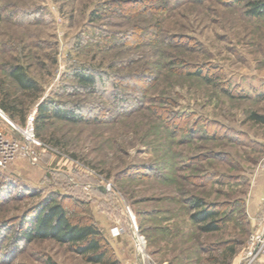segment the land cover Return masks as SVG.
I'll return each instance as SVG.
<instances>
[{
    "label": "rangeland",
    "instance_id": "374dc122",
    "mask_svg": "<svg viewBox=\"0 0 264 264\" xmlns=\"http://www.w3.org/2000/svg\"><path fill=\"white\" fill-rule=\"evenodd\" d=\"M245 11L234 0H0V160L17 146L0 165V264H93L54 239L19 240L50 192L98 223L118 264L136 263L128 207L158 263L242 264L264 227V123L253 118L264 116V20ZM16 66L38 92L18 87ZM77 71L95 85L79 86ZM44 102L83 119L36 120L28 140ZM197 198L223 204L219 230L190 219Z\"/></svg>",
    "mask_w": 264,
    "mask_h": 264
},
{
    "label": "trees",
    "instance_id": "16d2710c",
    "mask_svg": "<svg viewBox=\"0 0 264 264\" xmlns=\"http://www.w3.org/2000/svg\"><path fill=\"white\" fill-rule=\"evenodd\" d=\"M234 3L244 5L246 15L264 20V0H234ZM9 73L22 91L32 93L40 90L37 82L24 72L22 66L13 67ZM75 77L78 85L84 88H92L97 80L94 73L87 71H77ZM36 118L38 122L52 118L71 122H79L83 119L73 110L49 102L39 105ZM253 118L259 123H264L262 115L254 114ZM68 199L71 198L61 196L57 192L48 193L28 217L20 232L19 240L32 243L36 240L54 239L61 244H68L76 254L83 256L90 263L118 264L119 260L114 249L98 223L90 217L74 218L66 205ZM73 200L77 205H81L77 199ZM191 205L194 213L190 214V219L201 231H217L221 228V223L224 221L222 216L225 213L222 209L223 204L206 203L197 198L192 199Z\"/></svg>",
    "mask_w": 264,
    "mask_h": 264
},
{
    "label": "built area",
    "instance_id": "2783aa9c",
    "mask_svg": "<svg viewBox=\"0 0 264 264\" xmlns=\"http://www.w3.org/2000/svg\"><path fill=\"white\" fill-rule=\"evenodd\" d=\"M36 112L35 109L32 114L28 117V124L26 131L21 132L22 134L27 135L26 139H30L33 135V126L34 122L37 120L36 118ZM0 117L5 119V115L3 110L0 109ZM7 120V119H6ZM11 126L14 127V125L11 123ZM24 140V138H23ZM16 145H13L12 143H7L3 146V152L4 155L2 156V159L0 160V165L3 166L6 159L10 157V153H13V150L16 149ZM10 151V152H9ZM28 152V151H27ZM29 153V152H28ZM30 157L31 154L29 153ZM112 185L109 184L106 186V191H111ZM88 188V187H86ZM128 207V206H127ZM128 212L130 216L131 221V229L133 232V237L135 239V249H136V263L135 264H161L155 261L149 252H147V240L144 235H142L139 231V228L137 226V222L135 221L134 216L132 215V211L130 207H128ZM120 232L117 231V234ZM259 255H262L264 257V227L261 232H258L254 237L252 238V247L250 248V251L248 254L243 258L242 264H251Z\"/></svg>",
    "mask_w": 264,
    "mask_h": 264
},
{
    "label": "bare ground",
    "instance_id": "6f19581e",
    "mask_svg": "<svg viewBox=\"0 0 264 264\" xmlns=\"http://www.w3.org/2000/svg\"><path fill=\"white\" fill-rule=\"evenodd\" d=\"M5 119H7V118L5 117ZM7 121H8V124H10L9 119H7Z\"/></svg>",
    "mask_w": 264,
    "mask_h": 264
}]
</instances>
